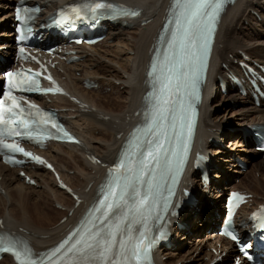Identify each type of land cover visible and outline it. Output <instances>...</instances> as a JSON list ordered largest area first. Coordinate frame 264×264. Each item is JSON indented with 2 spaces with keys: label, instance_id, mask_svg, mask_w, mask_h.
I'll use <instances>...</instances> for the list:
<instances>
[{
  "label": "bare ground",
  "instance_id": "1",
  "mask_svg": "<svg viewBox=\"0 0 264 264\" xmlns=\"http://www.w3.org/2000/svg\"><path fill=\"white\" fill-rule=\"evenodd\" d=\"M38 1L43 4L44 11L49 13L73 0ZM116 1L136 6L140 9V15L127 19L125 25L121 21L110 24L100 43L77 47L82 61L71 64L60 62L55 69L61 83L82 104L55 96L50 98L52 103L49 105L62 110L61 119L82 144L62 143L40 150L54 163L61 178L79 195V204L75 206L76 200L60 189L51 173L42 167L26 169L35 181L32 185L18 175L17 168H10L0 162L1 224L5 230L25 238L36 250L57 242L66 227L73 225L82 215L95 195L96 185L105 174L103 163L113 162L126 132L139 119V114L135 115V112L140 110L146 90L144 80L149 49L161 27L169 0ZM12 2L0 0V28L9 26ZM11 36L12 33L0 32V48H10ZM3 52L9 62L11 53L1 49L0 54ZM240 60L251 65L254 62L264 65V0H236L221 17L195 138L196 149L207 154L210 183L202 187L200 176L196 178L197 172L193 174L192 170L188 171L190 177H183L182 185L194 192L196 204L185 208L179 215L178 220L183 224L176 232L179 237L171 238L170 249L160 248L156 254L157 264H208L215 257L213 249H217L218 243L227 252L222 258L226 261L233 255L235 248L216 234L215 225L218 213H222L228 190L241 189L251 193L254 208L264 201V182L255 176L252 180L255 173L250 175V179L247 178L252 184L245 185L240 181L237 185L232 184L235 178L246 173L234 160L242 152H248L246 155L249 157L238 156V159L250 163L255 172L264 175V159L250 146L253 141L247 137V143L241 142L244 134L241 127L264 123V105L262 102L256 105L249 95L237 93L236 86L227 77L230 72L239 70L235 61ZM1 67L3 64L0 62ZM101 69L103 73H100ZM218 77L221 78L220 82ZM87 78L98 83L97 90L84 86ZM222 84L230 91L225 96L228 97L229 112L215 117L214 111L223 108L224 100L211 99L210 90L220 92ZM112 86L114 90L119 87L122 91L116 96L101 95V90ZM232 102L238 103L241 108L230 112ZM231 124L233 126L230 127ZM95 131L100 134L94 135ZM226 138L229 143L224 148L214 149V141ZM87 153L95 155L100 163L89 161ZM70 170L73 171L72 175L68 174ZM38 201L42 203L37 204ZM47 203L55 207L52 209ZM250 210L251 206H244L239 214L246 216ZM63 217L65 219L61 221ZM186 244H190L187 251L178 254L177 251ZM202 248L209 252L200 255ZM204 259L207 262L204 263ZM0 264H12V261L4 256Z\"/></svg>",
  "mask_w": 264,
  "mask_h": 264
},
{
  "label": "snow or ice",
  "instance_id": "2",
  "mask_svg": "<svg viewBox=\"0 0 264 264\" xmlns=\"http://www.w3.org/2000/svg\"><path fill=\"white\" fill-rule=\"evenodd\" d=\"M222 3L223 0H188V2L183 5L184 11L176 20L177 31L182 32L180 42L182 44L194 42L192 37L199 32L204 39L206 46L207 33L211 31V27L210 24L202 23V21L205 17H207L209 21L213 20L216 13L221 8ZM85 7H90L91 11L97 12L98 10L110 8L111 5L97 2L93 5H86ZM79 11V8H73V12L79 14ZM136 14V12H132V15ZM17 18L21 19L19 16V10ZM175 39L176 34L174 33L173 43H175ZM8 75L11 76L12 74L9 73ZM179 86L180 85L178 84L177 87ZM167 103L166 100L162 102L163 105H167ZM0 104H2V102H0ZM13 104L15 107H19V105L15 103V100H13ZM166 110L167 109L164 106L158 107L157 117L163 118V113ZM2 122H4L3 115L0 114V123ZM53 127H57V125L53 123ZM189 128L191 129V124H189ZM16 135H20V133H16ZM64 135L68 136V133H64ZM69 139H71V137H69ZM148 144L150 145V148L147 152L146 158L141 162L142 167L139 171L128 167L125 161H121L119 165V168L124 169L125 172H131L134 179H140L144 171H151L147 167L148 164L153 161L159 164L160 153L166 151L164 143L158 139L155 141H148ZM0 146L12 151L22 152L25 156H31V153L26 152L18 145L4 143L2 139H0ZM184 148L186 152L187 143H185ZM33 159L39 160L40 158L33 157ZM165 159L167 160V157H165ZM179 163H182V160L176 163L175 170L177 172L179 171ZM168 164L171 167L173 161H168ZM121 179L122 177L118 172L116 179L108 185V191L105 193L104 199L100 201V204L106 206L107 210L103 207L97 209L98 212H103V216H97L96 219L104 220L105 224H107L105 218L109 216V213L113 212L114 209H118L123 204L125 194L130 186V181L126 176L123 177L125 181L124 183H121ZM145 183L148 184L147 190L143 193H136V195L139 196V200L135 205V210L137 212H140L143 208L149 207L156 201V189L158 188V185L155 184V175L153 174L152 181L146 180ZM119 229L120 224L118 221L114 224H107V228H97L93 223L91 228H85L82 232L77 233V236L79 237L78 239L75 236L73 237L74 243H71L70 247V241H62L58 247L53 250V256H60L67 247V251L64 252V262H66V264H81V262H84V264H113L111 257L117 254L127 258V255L130 252L132 256L139 259L142 251L146 253V250H142L141 248V245L143 244L142 240H137L135 247L130 248L129 244H126L123 239L119 240L120 252L115 253L113 251V244L117 242V232H119ZM229 235H231V233H229ZM232 238L233 240L236 239L235 236ZM2 243L3 242H0V244ZM0 251H11L15 255L17 261H19V264H42V261L32 259L31 249L25 247L22 250H17L16 245L12 244L10 241L7 242L6 247H0ZM64 262H62V264H64Z\"/></svg>",
  "mask_w": 264,
  "mask_h": 264
},
{
  "label": "rangeland",
  "instance_id": "3",
  "mask_svg": "<svg viewBox=\"0 0 264 264\" xmlns=\"http://www.w3.org/2000/svg\"><path fill=\"white\" fill-rule=\"evenodd\" d=\"M255 15H256V17H258L257 16V14L256 13H254ZM0 29H2V28H0ZM237 29V31H239V28L237 27L236 28ZM101 42V41H100ZM111 44V43H110ZM104 48L105 49H107V47H105L104 46ZM103 71V69H101L100 70V73H103L102 72ZM78 75V73H76V76ZM116 85H118V83H116ZM213 88H214V86H213ZM98 88H95V90H97ZM114 90V87L112 86V87H107L106 89H103V90H99L100 91V93H101V95H104V94H109L110 96H116V95H118L117 93L118 92H121L122 90L118 87V88H115V90ZM228 93H230V91L228 92ZM227 93V94H228ZM210 96H211V99H214L215 101H219V100H224V102L222 103L223 104V108L222 109H220V110H218V109H216L215 111H214V113H213V116H215V117H220V116H222V114L223 113H226V112H229V107H228V97H225L226 96V94H222L221 92H217L216 90H214V89H211L210 90ZM122 103V102H121ZM230 107L232 108V109H230V112H233V111H235V110H238V109H240L241 108V105H239L238 103H236V102H232L231 103V105H230ZM229 126V125H228ZM231 126H233L232 124L230 125V127ZM100 134V132L98 133L97 131H95L94 132V135H99ZM237 136V135H236ZM236 136H234V138H236ZM238 139V138H237ZM237 141H239V140H237ZM229 143V141L227 142V138L224 140V145H226V144H228ZM218 147V146H217ZM246 154H248V152H242L241 154H239L238 156H242L243 158H245V157H249L248 155H246ZM233 168V167H232ZM235 168V167H234ZM245 171H246V173L243 175H239L237 178H235L233 181H232V183L233 184H235V185H237L238 183H239V181L240 182H244L243 184H245V185H247V184H252V181L251 180H248V179H250V175H252L253 173H255L254 175H253V177H252V180L254 179V176L255 177H257V178H259V180H261V181H263L264 182V175H261V174H259V172L258 171H256L255 172V170H254V168H252V165L250 164V163H248L247 164V168L246 169H244ZM68 174L69 175H72L73 174V171H69L68 172ZM248 178V179H247ZM42 202L41 201H38L37 202V204H41ZM48 204V203H47ZM49 205V204H48ZM50 206V205H49ZM52 209L55 207V206H50ZM57 208V207H56ZM198 227H200V226H198ZM194 237V236H193ZM197 238V237H196ZM194 239H195V237H194ZM193 239V240H194ZM188 246H190V244H186V245H182V247H181V249L180 250H178L177 251V253L178 254H181V253H184V252H186L187 251V249H188ZM205 251L206 252H209L206 248H202V251H200V255H203L204 253H205ZM174 262V260H172V263ZM203 262L205 263V262H207L206 261V259H204L203 260Z\"/></svg>",
  "mask_w": 264,
  "mask_h": 264
}]
</instances>
